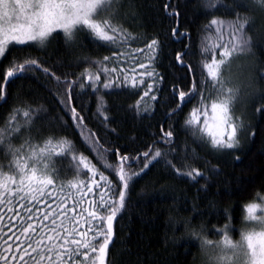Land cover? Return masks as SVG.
<instances>
[{
	"label": "trees",
	"instance_id": "trees-1",
	"mask_svg": "<svg viewBox=\"0 0 264 264\" xmlns=\"http://www.w3.org/2000/svg\"><path fill=\"white\" fill-rule=\"evenodd\" d=\"M222 4L227 7L218 4L208 9V0H122L120 15L114 22L133 35L144 37L130 47L145 48L152 39L159 42L157 57L150 68L141 69L136 65L137 79L140 73L148 70H154L162 77L153 89L156 100L145 97L141 105L147 110L137 111L130 107L143 95L140 90L122 87L112 92L101 90L97 93L87 87L80 89L74 86L69 103L83 117L82 126L77 128L61 103V99L67 100L64 85L58 84L52 77L37 71L34 75L10 80L3 90L5 100L0 101V126L13 115V109L26 110L31 106L32 109L46 110L34 113L30 130H22V137L41 146L48 138H53L54 143L66 140L72 144L74 154L83 155L95 166L96 179L99 180V175L103 174L108 183L115 186V191L121 187L117 176L103 165L118 166L119 157L126 155L129 157V161L125 162L126 173L140 172L143 161L132 163L131 158L140 156L149 148L162 152L171 150L172 154L167 159L181 171L197 169L204 174L203 178L192 181L175 174L161 160L153 162L139 176L129 180L125 207L113 222L114 236L108 248L106 264H206L194 234L216 241L222 239V235L216 234L213 229L230 225L228 235L234 241L239 240L240 232L245 231L247 225L242 221V216L246 215L242 213V206L257 201V194H264V9L252 5L251 0H222ZM169 12L179 15H169ZM237 13L251 18L245 27L246 35L251 37L250 46L243 54L230 60V67L241 62V73L234 77L227 72L231 79L228 86L239 89L233 116L243 127L237 133L239 147L218 151L194 138L185 125L190 112L199 106V97L183 104L170 118L169 114L178 103V99L173 98V89L187 92L193 77L199 87V65L201 61L211 60L210 54L202 55L201 48L209 42L218 41L216 33L206 31L204 26L212 19L233 21ZM173 29H176L177 35L181 32L188 35L175 40ZM228 39L225 33V42ZM219 51L216 50L217 59ZM178 53L183 54L182 59L191 65V74L187 67L175 61ZM110 55L112 51L97 45L83 33L74 42L66 44L58 31L43 48L10 46L5 56L0 58V87L3 89L7 69L12 67L14 60L21 63L25 59H35L61 80H77L85 69L95 72V62ZM137 55L140 62L149 63L146 58ZM107 66L114 65L108 63ZM120 67L128 71L133 65L124 61ZM101 80H104L103 75ZM152 82L151 78H146V83ZM98 95L105 105L106 123L97 111ZM17 119L23 123L25 118L17 115ZM200 120L203 123L202 114ZM161 128L173 132L172 142L167 146L160 142ZM23 142L17 137L11 141L17 148ZM26 152L27 148L21 155ZM193 154L195 158H192ZM182 157L187 158L183 164ZM0 163L7 164L2 151ZM57 167L60 171L54 177L56 183L45 190L44 196L37 194V200H32L30 196L21 200L16 195L4 194L5 199L12 202L0 204V255L8 257L7 260H0V264H24L19 256L28 244L39 251L45 245H51L49 236L56 237L54 242L57 245L62 243L57 233L51 231L53 227L61 237L65 229L71 230L73 226L80 231L87 230L88 225L78 216L82 209L73 203L75 190L67 186L69 181L77 179V174L68 166L67 158L57 160ZM4 171L13 175L7 168ZM78 178L87 180L83 173ZM100 184L104 187L97 189L93 185V192L84 197L85 201H98L101 193L105 199L115 198L105 181H100ZM9 187L14 189L15 186L10 184ZM73 207H76V212L68 211ZM84 207L105 214L103 209L98 206L94 209L90 203H85ZM63 212H68L69 217H76L79 222L69 220L62 215ZM45 215L49 216L47 220ZM53 219L56 225L52 224ZM28 224L33 226L34 231L25 233L24 228ZM37 241L42 243L38 246ZM8 245L12 246L11 251L5 250ZM28 251L32 250L29 248ZM32 255L38 258V252ZM12 256L17 259L12 260ZM25 260L33 264L28 256ZM42 264L50 262L46 260Z\"/></svg>",
	"mask_w": 264,
	"mask_h": 264
},
{
	"label": "snow or ice",
	"instance_id": "snow-or-ice-1",
	"mask_svg": "<svg viewBox=\"0 0 264 264\" xmlns=\"http://www.w3.org/2000/svg\"><path fill=\"white\" fill-rule=\"evenodd\" d=\"M121 3L122 0H0V58L5 56L10 46L32 45L43 48L54 38V34L58 30L66 44L74 42L78 35L83 33L97 45L107 47L112 51V55L105 56L102 60L95 62V72L85 69L79 74L77 80H68L67 78L61 80L35 59H25L21 63H16L14 60L12 67L7 69L5 83L16 78L34 75L37 71L52 77L58 84L64 85L67 100L61 99V103L77 128L82 126L83 117L69 103L74 86L80 89L87 87L97 93L101 90L112 92L122 87L140 90L143 91V95L135 105L130 107H134L137 111L147 110V108L142 109L141 105L145 101V97L153 101L156 100L153 89L162 80V77L154 70H148L140 73V78L137 79L136 65L141 69H149L157 57L159 42L152 39L145 48L130 47L132 43L140 42L144 37L133 35L122 25L114 22L120 15L119 6ZM218 4L227 7L222 4V0H208L207 8L212 9ZM251 4L264 9V0H251ZM165 9L167 10V5H165ZM168 14L179 15L175 12ZM250 21V17L237 13L236 19L233 21L212 19L208 25H205L206 31L216 33L218 42H209L201 48L202 55L210 54L211 60L210 62L201 61L199 65V87L193 77L187 92L179 88L173 89V98L178 99V103L176 109H173L169 114V118L178 109H181L183 104L190 103L199 97V106L190 112L185 120V125L194 138L218 151L239 147L237 133L243 125L239 124L238 118L233 116V107L238 99L239 89L228 86L231 79L227 72L232 57L243 54L250 46L251 37L245 33V27ZM225 33L229 37L226 42L224 40ZM187 35V32L177 35L176 29L172 30V37L175 40H180L181 37H187ZM217 49L220 50L219 59L216 57ZM137 54L146 58L149 63L140 62ZM182 55L178 53L174 59L177 63L187 67L191 74V65L182 59ZM124 61H130L133 67L125 71L120 67ZM108 63L114 66L108 67ZM101 75L104 76L103 81ZM146 78H151L153 82L146 83ZM144 88L147 90H143ZM4 100L5 95L0 87V101ZM97 101L98 114L103 117L106 123L108 117L103 113L105 105L102 97L98 95ZM41 111L46 110L32 109L31 106L26 110L13 109V115L5 120L3 126H0V151L4 152L7 160V164L0 163V204H11L12 202L11 199H5V193L16 195L21 200L28 196L32 200H37V194L44 196L45 190L56 183L54 177L59 175L60 169L57 167V160L67 158L68 166L77 174V179L69 181L67 186L69 189L75 190L73 203L82 209L78 216L88 225V228L86 231H80L73 226L71 230L65 229L64 235L61 237L56 227H53L51 231L56 232L57 237H60L63 242L57 245L54 242L56 237L49 236L48 240L52 242L51 245H45L39 251L38 248H33L32 244H28L19 256V260L24 264H28L25 256H28L33 264H42L46 260L50 264H69V262L71 264H106L108 248L114 236L113 222L125 207L129 180L139 176L153 162L161 160L181 177L197 181L198 178L204 176L197 169L181 171L180 168H177L171 160L167 159L168 155L172 154L171 150L162 152L156 148H149L140 156L131 158L132 163H136L138 160L143 161L140 172L126 173L125 162L129 161V157L126 155L119 157L118 166L103 165L117 176L121 187L119 191H115V186L108 183L107 177L103 174L99 175V180L96 179L97 169L95 166L91 165L83 155L74 154L72 144L66 140H57L54 143L53 138H48L42 142L41 146L39 143L32 144L30 139L22 137V130H30L34 113ZM209 112L211 113V122ZM201 114L204 116L203 123L200 120ZM17 115L25 118L23 123L17 119ZM12 121H16V123H12ZM14 137L24 140L19 148L11 143ZM172 137L171 130L164 131L161 128V143L166 146L171 144ZM85 142L87 143V141ZM25 148H27V152L21 155ZM192 158H195V154ZM185 159L187 158H181L182 164ZM5 168L13 175L7 174L4 171ZM81 173L87 177V180L78 178ZM100 181H105L109 190L113 191L115 198L105 199L104 194L101 193L98 201H85L84 197L93 192V185L97 189L104 187ZM10 184L15 186L14 189L9 187ZM61 191H63V187ZM69 195H73V193L69 192ZM256 198L261 202L242 206V213H246L242 216V221L251 222L260 229L259 231L255 230V227L251 230L241 231L237 241L228 235L230 225H225L222 229H213L216 234L222 235L220 240L213 241L194 234L199 241L206 264H264V197L257 194ZM85 203H90L94 209L98 206L103 209L105 214L102 215L97 210L89 211L84 207ZM26 210L31 211V209ZM68 211L76 212V207ZM62 215L76 223L79 222L76 217H69L68 212H63ZM48 218V215L44 216L45 220ZM52 224L56 225L55 219L52 220ZM30 230L34 231L33 226L28 224L24 228V232L27 233ZM4 243L7 244V240ZM36 243L39 246L42 241ZM29 248L32 250L31 252L28 251ZM5 250L11 251L12 246L8 245ZM37 252L38 258L32 255ZM7 259V256L0 255V260ZM11 259L16 260L17 257L12 256Z\"/></svg>",
	"mask_w": 264,
	"mask_h": 264
},
{
	"label": "rangeland",
	"instance_id": "rangeland-1",
	"mask_svg": "<svg viewBox=\"0 0 264 264\" xmlns=\"http://www.w3.org/2000/svg\"><path fill=\"white\" fill-rule=\"evenodd\" d=\"M59 31V30H58ZM241 64V62H237V64H233L229 69V75H233L234 77H237L238 75H240L241 73V69H239V65ZM241 78V77H240ZM261 197H264V194H261ZM261 201L258 199L257 201L253 202V203H260ZM246 228L245 230H251L253 227H255V225H253L251 222H247L246 223ZM255 230L259 231L260 229L258 227H255Z\"/></svg>",
	"mask_w": 264,
	"mask_h": 264
},
{
	"label": "water",
	"instance_id": "water-1",
	"mask_svg": "<svg viewBox=\"0 0 264 264\" xmlns=\"http://www.w3.org/2000/svg\"><path fill=\"white\" fill-rule=\"evenodd\" d=\"M6 85H7V83H4L3 90L5 89Z\"/></svg>",
	"mask_w": 264,
	"mask_h": 264
}]
</instances>
